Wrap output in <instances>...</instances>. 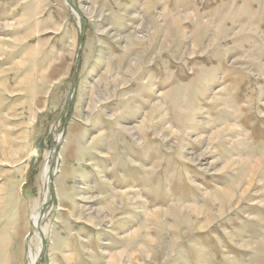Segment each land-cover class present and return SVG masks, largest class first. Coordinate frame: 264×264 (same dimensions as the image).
<instances>
[{
    "label": "rangeland",
    "instance_id": "rangeland-1",
    "mask_svg": "<svg viewBox=\"0 0 264 264\" xmlns=\"http://www.w3.org/2000/svg\"><path fill=\"white\" fill-rule=\"evenodd\" d=\"M36 254L264 264V0H0V264Z\"/></svg>",
    "mask_w": 264,
    "mask_h": 264
},
{
    "label": "bare ground",
    "instance_id": "bare-ground-1",
    "mask_svg": "<svg viewBox=\"0 0 264 264\" xmlns=\"http://www.w3.org/2000/svg\"><path fill=\"white\" fill-rule=\"evenodd\" d=\"M50 171H51V167H50L49 164H48V166H47L46 169H45V175H46L47 177H49ZM38 222H39V217H38V216H35V217H34V224H36V223H38ZM38 224H39V223H38ZM36 257H37V254L31 256V258H30V259H31V263H30V264H34V263H35V261L37 260Z\"/></svg>",
    "mask_w": 264,
    "mask_h": 264
},
{
    "label": "water",
    "instance_id": "water-1",
    "mask_svg": "<svg viewBox=\"0 0 264 264\" xmlns=\"http://www.w3.org/2000/svg\"><path fill=\"white\" fill-rule=\"evenodd\" d=\"M71 5H72V4H71ZM72 6H73V5H72ZM49 178H50V180H51V184H53V181H52V180H53V177L50 175Z\"/></svg>",
    "mask_w": 264,
    "mask_h": 264
}]
</instances>
